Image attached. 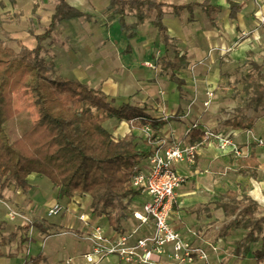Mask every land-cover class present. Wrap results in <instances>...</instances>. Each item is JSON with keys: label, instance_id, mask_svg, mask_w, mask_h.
I'll return each instance as SVG.
<instances>
[{"label": "crops", "instance_id": "1", "mask_svg": "<svg viewBox=\"0 0 264 264\" xmlns=\"http://www.w3.org/2000/svg\"><path fill=\"white\" fill-rule=\"evenodd\" d=\"M59 1L14 0L12 3L11 0H0V44L16 53L20 52L21 47L35 49L38 45L36 37L44 34L50 26ZM65 2L89 16V19L74 17L60 21L51 38L42 43L43 56L55 74L100 89L114 101L112 105L115 108L129 103L148 106L146 113L157 119H169L182 112L176 120L168 122L156 132L157 137L151 143L149 138L155 131L150 126L140 128L133 122L111 119L105 123V127L116 138L132 133L139 150L152 152L175 142L191 144L188 132L196 125L205 131H214L217 135L221 131L227 132V136L233 135V142L241 145L243 156H248L252 145H256L260 163L258 180L239 174L238 168L230 163L234 154L232 147L222 150L214 138L196 145V164L180 163L177 167L187 180L176 192V206L170 224L187 238L196 237V242L206 248L212 263L218 264V260L227 254V250L220 247L223 248L228 240L227 235L221 233V226L228 218L223 209L217 207L220 196L229 191L238 192L241 184H251L253 188L247 194L258 202L260 209L264 207L262 188L254 186L264 175V145L259 146L255 141V138L264 137V118L257 121L241 117L246 122L254 121L252 131L223 126V121L237 115L225 117L222 114L235 107L230 103L231 92L221 94L219 90V85L225 80L222 77V65L234 62L242 53L263 44L264 0H212V4L222 10L215 15V25L210 29L206 27L209 19L201 12V8L195 7L192 15L185 10L169 19L166 12L165 25L181 51L180 55H185L187 61V66L179 72L180 77L186 81L182 93L158 64V57L165 52L157 30L151 24L153 15H148L147 20L139 24L136 13L128 14L125 17L126 25L136 26V29L129 32L133 35L130 38L121 30L118 17L111 22L107 21L111 0ZM231 2L242 6L236 20L230 18ZM192 33H196L197 37ZM183 47H186V51L181 50ZM169 55L173 57L170 52ZM146 62L154 64L156 69L145 66ZM249 63L251 67V63L264 67V59L261 64L255 59H250ZM191 66H198L195 74L187 71ZM185 70L187 75L182 74ZM194 80L198 83L196 87L190 84ZM211 92V104L205 107L207 94ZM18 93L19 90L10 93L12 103L13 95L17 97ZM224 100L227 102L224 103ZM29 184L31 188L28 192L12 186L0 195V234L9 236L24 225L43 221L47 225L51 224L52 230L50 234L42 235L31 227L23 236L19 231L15 241L5 246L0 244V264H87L83 255L90 248L86 239L88 230L78 220L77 214L87 210L94 224L102 225L105 221L91 214L92 198L89 195L76 196L70 202L60 199L58 190L50 180L39 174L30 175ZM56 203L65 206L69 204L70 208L50 219L47 212ZM231 218H234V222L235 217ZM130 220L129 224L132 223ZM261 244V240L252 243L246 258L235 252L236 245L231 250L232 258L228 264H259L254 252L261 249ZM210 246L216 247L218 252ZM39 255L41 258L33 261ZM99 264L124 263L118 257L110 256Z\"/></svg>", "mask_w": 264, "mask_h": 264}, {"label": "trees", "instance_id": "2", "mask_svg": "<svg viewBox=\"0 0 264 264\" xmlns=\"http://www.w3.org/2000/svg\"><path fill=\"white\" fill-rule=\"evenodd\" d=\"M11 1L14 3V0ZM173 1L111 0L107 21L118 17L121 30L131 38L133 35L129 32L136 26H127L125 17L136 13L140 24L153 14L151 24L157 30L165 52L158 57V64L182 93L186 81L179 72L187 66V61L185 55H180L165 25L166 10L171 8L175 15L186 10L192 15L194 8L198 7L214 26L215 15L222 8L213 5L212 0L189 4H176ZM241 10V5L231 2L230 18L236 20ZM74 17L89 19V16L70 7L65 0H60L50 26L44 34L36 37L38 45L35 49L21 47L20 52L16 53L0 44V195L12 186L28 192L31 188L29 176L39 174L50 180L58 190L60 199L70 202L76 196L89 195L92 198L91 214L105 220L114 230L123 232L127 213L130 211L131 219L135 210H130V205L141 195L132 185L135 168L151 152L139 150L132 133L116 138L105 123L117 119L133 122L140 128L148 125L155 131L151 137L153 141L157 137L156 132L168 122L176 120L182 112L169 119H157L146 113L148 106L129 103L115 108L112 105L114 101L100 89L55 74L43 56L42 43L51 38L60 21ZM170 49L176 51L173 57L169 55ZM251 64L254 71L263 66ZM25 88L33 89L36 94L39 119L20 137L11 140L8 124L16 113L10 93ZM254 94L257 103L263 100L264 85L257 84ZM255 110L258 111V105ZM221 124L243 131H252L255 126L253 120L246 122L238 116ZM188 138L195 145L210 141L206 131L197 126L190 129ZM255 148L253 144L248 156L233 154L230 163L238 168L239 174L258 180L260 163ZM217 207L223 209L227 218L235 217L234 227L247 230L243 240L237 243L235 252L246 258L250 245L261 240V249L254 252V256L259 264H264V215L257 217L260 213L258 202L248 194L229 191L220 196ZM31 227L42 235H48L52 230V225H47L46 221L33 222L19 229L22 236ZM19 231L9 236L0 234V244L5 246L15 241ZM18 249L21 250L20 246ZM39 258L41 255L33 261Z\"/></svg>", "mask_w": 264, "mask_h": 264}, {"label": "built area", "instance_id": "3", "mask_svg": "<svg viewBox=\"0 0 264 264\" xmlns=\"http://www.w3.org/2000/svg\"><path fill=\"white\" fill-rule=\"evenodd\" d=\"M145 66L156 69L149 62ZM212 97V92L207 94L205 107H209ZM206 135L217 139L220 149L232 147L234 155L241 156V150L229 136L217 135L211 130L206 131ZM149 141L152 142L151 137ZM259 142L264 145L263 140ZM197 154L195 144L175 142L154 149L135 168L132 185L148 200L134 210L132 223L123 232L109 225L106 228L94 224L87 210L79 212L78 220L88 230L86 239L90 243L89 250L83 255L86 263L99 264L110 256H116L124 264H212L209 253L196 242V237L187 238L170 224L176 192L187 180L177 167L180 163L196 164ZM69 208V204L56 203L48 210L47 217L61 215ZM211 248L218 252L216 247Z\"/></svg>", "mask_w": 264, "mask_h": 264}, {"label": "rangeland", "instance_id": "4", "mask_svg": "<svg viewBox=\"0 0 264 264\" xmlns=\"http://www.w3.org/2000/svg\"><path fill=\"white\" fill-rule=\"evenodd\" d=\"M191 1H199V0H174L173 2L176 4H183L188 3ZM168 13V19L174 15L172 9H167L166 11ZM201 12L205 15L204 11L201 10ZM153 14H150L152 16ZM206 27L212 28V24L209 20L206 21ZM197 33V32H196ZM196 33H192V35H195L197 37ZM262 45L256 47L255 49L242 53L240 56L236 57V60L234 62H225V64L221 67L222 77L225 78L222 84H220V91L221 94H226L227 91L231 92L230 96V103L233 104L235 108H230L229 111H225L222 114L225 117H232L233 115H237L238 117H246V118H254L257 121H259L260 118H264V99L257 103V100L255 98L254 90L256 88L257 84L264 85V67H262L259 71L254 72L252 70V67L249 63L250 59L257 60L259 64L262 63L264 59V35H262ZM182 51H186V47H183L181 49ZM170 54L173 56L176 51L170 49ZM181 51L179 50V53ZM188 72H191L192 74L196 73V70L198 69V66H191L190 68H187ZM212 68H209V71H211ZM187 71H183V75H187ZM229 79V80H228ZM193 87H196L198 84L195 80L190 83ZM19 92L17 94V97L13 94V105L15 107L16 116L13 120L10 121L8 124V134L11 140L17 139L20 137L23 133H25L34 123L37 122L39 119L40 111L38 108V104L36 102V94L33 91V89H19ZM13 93V92H12ZM223 100V98H222ZM227 100H224V103H226ZM258 105V111L256 113L255 107ZM226 107V106H225ZM227 108V107H226ZM226 108H223L225 110ZM222 109V108H221ZM231 110H234L235 112H232ZM214 132V131H213ZM219 130H217L216 133H218ZM215 133V132H214ZM220 135L227 136V132L221 131ZM230 140H234L233 135L229 136ZM256 143H258L259 146L260 140L264 141V137L255 138ZM218 141V140H217ZM234 143L237 144L238 148L241 150V156H243V149L241 145L238 142ZM236 155V154H235ZM238 156V155H237ZM254 184L253 182H251ZM261 186L262 191L264 193V175L260 177V181L254 184V186ZM251 184H241L239 188L237 189L238 193L240 195L242 194H250L252 190ZM146 200H148V197L146 196H137L136 201H134L133 205H130L131 209H136L140 206L141 203H144ZM128 217L124 221V225L126 227L129 226V220H130V211L127 213ZM264 215V207L260 209V213L257 215V217H260ZM129 218V219H128ZM52 219V218H50ZM234 218H228L225 224L221 226V233H224L227 235L228 240L225 241V246L221 249L227 250V254L225 258L218 260V264H228L229 260L232 258V251L234 247L237 245L238 242L243 240L245 237L247 230L243 228H236L233 226ZM103 227L108 228L107 222L104 221L101 223ZM213 264V263H212Z\"/></svg>", "mask_w": 264, "mask_h": 264}]
</instances>
